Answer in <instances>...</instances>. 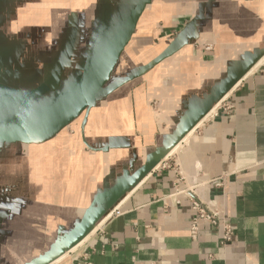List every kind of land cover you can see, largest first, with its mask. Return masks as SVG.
I'll return each mask as SVG.
<instances>
[{
  "label": "crops",
  "instance_id": "0c3cea01",
  "mask_svg": "<svg viewBox=\"0 0 264 264\" xmlns=\"http://www.w3.org/2000/svg\"><path fill=\"white\" fill-rule=\"evenodd\" d=\"M7 1L0 85L44 87L48 100L81 71L106 9L83 6L75 23L59 15L73 0ZM104 90L50 140L0 149V264H35L81 221L94 225L71 251L92 264H264V0H149ZM179 174L230 242L203 221L190 237V201L172 197Z\"/></svg>",
  "mask_w": 264,
  "mask_h": 264
},
{
  "label": "water",
  "instance_id": "95a60500",
  "mask_svg": "<svg viewBox=\"0 0 264 264\" xmlns=\"http://www.w3.org/2000/svg\"><path fill=\"white\" fill-rule=\"evenodd\" d=\"M67 1L69 0H59V3ZM25 2L27 5H34L28 0ZM148 3L149 0H73L74 13H59L60 17H65L66 22L76 23L83 6L92 5L96 10L106 9L94 14L97 26L91 33L94 44L88 60L74 81L60 86L59 92L52 98L40 99L46 91L44 87L20 92L0 85V149H21L42 144L80 117L83 116L85 120L93 105L104 96V88L110 81ZM3 56H10L9 48L0 47V57ZM228 90L225 88L214 94L203 108L194 111L183 125L179 140L210 112ZM2 210L3 206H0V230L4 223H9V220L4 221ZM93 225L81 221L68 234L58 237L50 251L35 264H52L63 257L86 238Z\"/></svg>",
  "mask_w": 264,
  "mask_h": 264
},
{
  "label": "built area",
  "instance_id": "2783aa9c",
  "mask_svg": "<svg viewBox=\"0 0 264 264\" xmlns=\"http://www.w3.org/2000/svg\"><path fill=\"white\" fill-rule=\"evenodd\" d=\"M210 47H207L206 49L209 50ZM167 163L165 162L163 166H165ZM183 177L181 174L177 177V183L174 185L175 193L172 195V197H179L184 196L186 197L191 204V210L193 211L194 215L192 218V223L190 227V237L195 238L198 231V223L200 221L206 222L209 225L213 227H219L221 225L223 236H222V244L230 242L232 239V230L230 225L228 224H221V217L220 213L217 212L215 209L209 207L205 202L201 201V198H199L198 195V185H192L190 187L182 188L180 185L181 182H183ZM220 186V185H215ZM175 203L178 205L179 200H175ZM66 260H70V264H92L86 254H82L78 257H74V251H70L67 253Z\"/></svg>",
  "mask_w": 264,
  "mask_h": 264
},
{
  "label": "rangeland",
  "instance_id": "374dc122",
  "mask_svg": "<svg viewBox=\"0 0 264 264\" xmlns=\"http://www.w3.org/2000/svg\"><path fill=\"white\" fill-rule=\"evenodd\" d=\"M29 2H32V1H34V0H28ZM181 148H179V150H180ZM179 150L175 153V154H177L178 152H179ZM174 155V154H173ZM26 186H28L29 188H32V187H34V185H26ZM11 224H9L8 226H10ZM50 240H51V238L50 237H48L45 241H44V244H43V248L45 249L46 248V246L48 245V243L50 242ZM66 259V258H65Z\"/></svg>",
  "mask_w": 264,
  "mask_h": 264
},
{
  "label": "bare ground",
  "instance_id": "6f19581e",
  "mask_svg": "<svg viewBox=\"0 0 264 264\" xmlns=\"http://www.w3.org/2000/svg\"><path fill=\"white\" fill-rule=\"evenodd\" d=\"M214 112V111H213ZM211 115V114H210ZM207 117H210V116H207ZM206 118V117H205ZM206 120V119H205ZM188 141V140H187ZM74 251V250H73ZM66 257V256H65ZM59 261V260H58Z\"/></svg>",
  "mask_w": 264,
  "mask_h": 264
}]
</instances>
